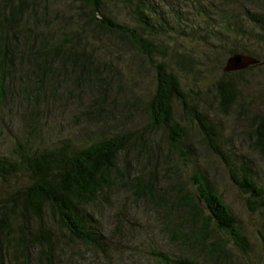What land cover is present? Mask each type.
<instances>
[{
  "label": "trees",
  "instance_id": "1",
  "mask_svg": "<svg viewBox=\"0 0 264 264\" xmlns=\"http://www.w3.org/2000/svg\"><path fill=\"white\" fill-rule=\"evenodd\" d=\"M241 2L0 0V111L21 112L31 132L0 155V264H55L74 244L99 252L102 233L87 208L108 204L118 185L157 211L171 243L202 255L151 254L163 264H230L233 249L246 251L243 225L197 158L190 177L176 170L167 182L158 176L166 155L152 139L161 129L178 148L186 130L177 105L211 148L213 167L222 166L249 212L264 216L252 159L224 151L221 121L207 125L198 108L242 120L247 147L264 159V104L245 93L264 95V0ZM238 54L257 62L224 72ZM207 75L211 87L199 86ZM85 94L91 103L75 118L90 134L36 142L44 113ZM136 113L146 117L143 131L132 127Z\"/></svg>",
  "mask_w": 264,
  "mask_h": 264
},
{
  "label": "rangeland",
  "instance_id": "2",
  "mask_svg": "<svg viewBox=\"0 0 264 264\" xmlns=\"http://www.w3.org/2000/svg\"><path fill=\"white\" fill-rule=\"evenodd\" d=\"M195 1H200L201 4L219 2V0ZM238 1L241 2V0ZM201 41L206 43L203 38ZM187 42L192 43V40L188 37ZM212 80L207 75L200 77L196 83L201 87L208 86ZM149 86L147 84L146 87ZM245 93L246 101L253 100L254 103L259 102L258 105L264 104V98H261L264 95L260 97L257 90H249ZM206 96L209 100L210 97L213 98L212 93ZM67 99L64 104L65 108L57 103L58 105L56 104L54 109L52 108L51 111L43 114L44 128L34 138L36 142L48 144L59 138H78L79 133H91V129L84 127L82 123H76V118L79 117L82 108L85 109L91 100L89 101L86 94L80 98L79 102L72 101L71 98ZM200 104L198 108L200 111H204L207 125L214 124L216 120L221 121L222 129L220 131L222 134L221 139H219L230 144L226 146L227 148L224 147V151L232 150L234 153L243 154L252 159L256 176L264 185V159L258 157L247 147L246 139L241 134L244 129L242 120L236 121L233 115L224 118L216 117L214 113L208 110L207 104L203 105L204 102ZM175 113L179 126L186 130L178 148L173 149L168 145L167 134L161 129L152 136V139L158 143L163 151L161 155L164 157L166 155L163 161L164 165H161V169L158 171V173L161 172L158 176L169 182L168 180L176 175V170H179L183 179L190 177L193 170L192 160L195 156L198 160L199 169L207 179L213 182L217 192L222 195L225 203L229 205L234 215L240 220L248 237V243H250L244 253L233 249L231 251L233 259L229 260L233 264H264V252L260 251L258 242V233L264 235V216L258 212H249L222 166L213 167L217 161L211 148L202 138V134L196 128H191L190 122L186 118L183 119L181 110L177 105H175ZM135 119V126L132 127L143 131L144 127L147 126L145 115L136 113ZM25 124H23L21 112L12 111L6 115L0 111V155H8L16 141L24 142L31 135L30 129L25 127ZM136 151L133 150L132 154L135 155ZM184 151L190 153L189 159L180 157V154L186 156ZM165 169H168L166 170V177H162ZM173 180L175 179L173 178ZM110 200L108 204H102L99 210L87 208L90 218L102 233L101 250L97 252L74 244L73 248H69L59 255L55 264H163L156 256L151 255L155 253L193 256L201 261L202 255L198 253V250L192 252L170 242L169 236L162 228V217L151 208V205L136 201L131 188L118 185L112 192ZM209 239L215 242L220 240L223 244L222 240L217 238L213 232H210Z\"/></svg>",
  "mask_w": 264,
  "mask_h": 264
},
{
  "label": "water",
  "instance_id": "3",
  "mask_svg": "<svg viewBox=\"0 0 264 264\" xmlns=\"http://www.w3.org/2000/svg\"><path fill=\"white\" fill-rule=\"evenodd\" d=\"M257 61L246 55H233L226 60L223 71L232 72L246 69L248 66L255 64Z\"/></svg>",
  "mask_w": 264,
  "mask_h": 264
}]
</instances>
